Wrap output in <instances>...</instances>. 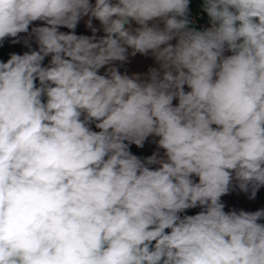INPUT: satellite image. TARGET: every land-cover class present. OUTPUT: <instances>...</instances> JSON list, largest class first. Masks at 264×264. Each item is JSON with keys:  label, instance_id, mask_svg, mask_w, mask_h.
<instances>
[{"label": "clouds", "instance_id": "clouds-1", "mask_svg": "<svg viewBox=\"0 0 264 264\" xmlns=\"http://www.w3.org/2000/svg\"><path fill=\"white\" fill-rule=\"evenodd\" d=\"M0 264H264V0H0Z\"/></svg>", "mask_w": 264, "mask_h": 264}]
</instances>
